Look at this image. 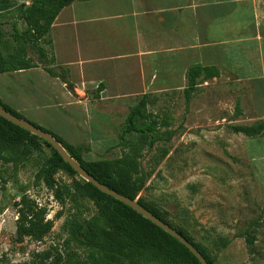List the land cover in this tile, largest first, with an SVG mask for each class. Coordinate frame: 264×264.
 <instances>
[{
    "label": "crops",
    "instance_id": "0c3cea01",
    "mask_svg": "<svg viewBox=\"0 0 264 264\" xmlns=\"http://www.w3.org/2000/svg\"><path fill=\"white\" fill-rule=\"evenodd\" d=\"M49 38L47 57L28 48L34 66L0 72V99L71 144L113 146L102 129L108 110L150 99L157 83L182 90L191 64L215 66L247 86L252 114L238 125L264 120V0H77L59 11ZM237 134L264 187V134Z\"/></svg>",
    "mask_w": 264,
    "mask_h": 264
},
{
    "label": "rangeland",
    "instance_id": "374dc122",
    "mask_svg": "<svg viewBox=\"0 0 264 264\" xmlns=\"http://www.w3.org/2000/svg\"><path fill=\"white\" fill-rule=\"evenodd\" d=\"M9 1L15 5L31 3ZM48 40L44 34L39 41L47 52ZM247 95V86L222 70L219 77L197 85L187 106L182 90H168L164 83L156 84V92L147 101L149 111L168 115L174 134L168 142H157V146L168 148L157 165V146L141 159L143 169L152 168L153 172L137 198L203 244L214 264H264V187L244 153L242 137L232 130L252 114ZM124 102L111 107L110 124L101 125L104 135L115 139L113 146L97 144L92 148L86 141L79 143L88 146L84 153L90 152L89 159L120 154L116 134L135 101ZM59 109L64 111L61 106ZM241 109H246L243 116H239ZM74 121L76 126L82 122L78 117ZM40 143L17 169L0 161V264L27 262L33 252L51 246L82 255L83 248L75 247V242L71 241L69 248L64 246L67 234L62 224L73 215L83 221L97 213L93 197L75 185L82 183L78 175L64 169L54 174L63 190L62 200L42 181L36 183L35 173L51 153L49 146ZM23 196L45 207L46 217L53 220L51 231L39 241L29 237L15 240L18 203ZM59 211L61 216H57ZM219 237L228 240L227 246L219 245ZM247 237L253 241L249 243Z\"/></svg>",
    "mask_w": 264,
    "mask_h": 264
},
{
    "label": "trees",
    "instance_id": "16d2710c",
    "mask_svg": "<svg viewBox=\"0 0 264 264\" xmlns=\"http://www.w3.org/2000/svg\"><path fill=\"white\" fill-rule=\"evenodd\" d=\"M74 1L77 0H31L30 5H15L9 0H0V72L34 66L29 59H25L28 48L37 52L39 58L47 57L45 48L39 45V39L44 34L49 36L51 24L59 11ZM19 22L24 24L22 28L19 27ZM48 43L51 47L50 38ZM50 62H54L52 52ZM48 71L61 77L69 90L73 91L72 83L64 74L58 75L52 68ZM219 75L220 70L215 66L189 65L182 89L186 106L201 81ZM103 86L102 83L98 85L94 94L96 97ZM147 101V96L144 95L136 104L130 106L124 122L119 126L116 147H119L120 154L98 160H86L83 157L84 151L88 150L87 145L67 142L61 135L27 120L1 99L0 106L51 134L87 173L116 192L136 200L142 207L175 228L203 255L208 264H214L203 244L194 241L184 228L171 224L158 209L144 204L142 198H137L146 179L153 172L152 168L143 169L141 159L157 146V142H168L174 134V131L169 129L168 115L149 111ZM232 130L250 137L261 135L264 134V120L252 125H233ZM40 142L49 146L51 153L44 159V165L37 169L36 183L42 181L62 200L63 190L56 184L54 174L58 169H64L70 174L78 175L76 171L49 143L0 116L1 162L11 163L13 168L17 169L18 164L40 147ZM157 149L159 153L158 156L154 155L155 165L168 154L165 145L157 146ZM109 151L110 149L107 150ZM81 179L82 183L75 185L93 197L97 213L90 218H83V221L74 215L65 218L62 231L67 234L64 246L69 248V243L73 241L75 247L83 248L82 255L73 249L60 252L56 246H51L33 252L27 262L8 264H201L191 251L172 235L128 205L98 190L82 177ZM18 206L15 226L17 242H21L25 237L39 241L51 231L53 220L46 217L45 207L27 196L20 199ZM61 214L59 211L57 216ZM247 240L251 243L253 238L247 237ZM218 242L221 246L228 244L224 237H219Z\"/></svg>",
    "mask_w": 264,
    "mask_h": 264
},
{
    "label": "water",
    "instance_id": "95a60500",
    "mask_svg": "<svg viewBox=\"0 0 264 264\" xmlns=\"http://www.w3.org/2000/svg\"><path fill=\"white\" fill-rule=\"evenodd\" d=\"M0 116L12 122L13 124L27 130L31 134H34L42 138L44 141L49 143L59 153L62 159L65 162H67L70 165V167L74 171H76V173L79 176H81L86 181L92 183L98 190L128 205L129 207H131L132 209L140 213L143 217L150 220L151 222L156 224L158 227H160L161 229H163L164 231L172 235L179 242H181L184 246H186L201 264H208L206 259L203 257V255L186 238H184L175 228H173L168 223L164 222L163 220H161L160 218L152 214L150 211L142 207L139 203H137L136 200H133L121 193L116 192L115 190L100 183L93 176L87 173V171L74 158L71 157V155L66 151V149L51 134L35 126L34 124L30 123L27 120L15 116L14 114L10 113L5 108H3L2 106H0Z\"/></svg>",
    "mask_w": 264,
    "mask_h": 264
}]
</instances>
